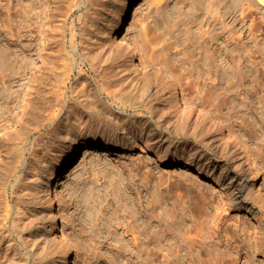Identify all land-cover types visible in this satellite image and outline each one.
Masks as SVG:
<instances>
[{
	"label": "rangeland",
	"instance_id": "1",
	"mask_svg": "<svg viewBox=\"0 0 264 264\" xmlns=\"http://www.w3.org/2000/svg\"><path fill=\"white\" fill-rule=\"evenodd\" d=\"M28 1L0 0V50L9 52V61L3 59L4 54L0 58V161L13 156V167L23 159L31 164L26 163V167L17 171L18 175L11 177L10 202L3 203L6 198L0 196V230L3 228L4 234L9 232L4 226L6 222L11 229L17 228L15 235L19 238L15 243L10 232L3 238L0 259L1 255L7 258V253L13 256L14 249L20 248L29 254L30 260L25 262L40 264L52 252L60 250L61 233L52 228L50 216L54 207L61 210V229L69 238L71 264H264V5L253 6V20L252 16L247 21L240 19L236 34L240 43L239 47L235 43L238 50L234 51L226 47L229 32L220 35L219 42L210 43L211 50L199 51L201 47L192 38L201 25V18L196 15L201 10L195 11V0H140L123 28L136 53L169 72L179 90L193 97L199 106H206L234 130L258 165V176L254 178L246 166L238 165L224 140L218 146L207 141L213 132L203 135L208 125L206 120L195 111L185 121L170 114L161 103L162 93L150 72L140 65L131 67L122 59L115 23L126 0H86L81 6L77 3L81 0H36L31 2L32 7ZM207 17L202 18L207 20ZM249 22L254 23V29ZM72 23L76 24L74 32ZM248 37H251L249 45L245 47ZM203 54H210L216 61H210V57L206 60ZM24 61L30 65L22 68L20 64ZM126 71L131 72L129 77ZM134 76L147 81L149 90L139 87L132 80ZM122 85L129 86L123 89L131 94L142 96L141 106L120 109L127 96L117 99L118 103L108 99V91L120 92ZM94 88L103 91V100L113 103L109 107L114 121L100 111L99 116L93 117L81 104L80 101L92 100ZM57 113L58 118L50 120L49 116ZM106 119L110 124L119 120L123 149L85 148L63 174L58 195L50 201L48 168L75 136L102 132L104 123L109 124ZM133 120L138 125H133ZM139 120H143L142 132ZM161 137L167 140L158 148L155 141ZM21 147L26 149L24 154ZM17 149L21 150L20 154ZM160 151L167 152L169 159L159 160ZM182 152L185 157L180 155ZM9 161L1 163L10 164ZM159 175H164L163 179H158ZM15 177L20 178L16 181ZM18 186L25 190H18ZM166 186L177 192L179 197L174 198L183 206L186 216L184 223L174 221L180 231L174 236H163L158 242L153 233L156 229L163 231L164 224L162 221L157 225L158 215L157 218L153 215L163 208L166 210L164 205L168 203L155 200L151 192L156 188L163 192ZM237 192L242 193L239 199L234 198ZM18 193L21 197H17ZM21 198L28 201L21 202ZM40 204L43 205L39 207ZM145 208L157 211L148 209L150 213H147ZM10 209L12 214L7 213ZM18 214H23V218ZM203 214L208 217L204 218ZM3 217L8 220L4 221ZM14 221L20 223L18 227H14L17 226ZM199 221L206 230L203 233L208 232L206 243L201 247L197 242L194 247L189 242L190 249L183 242L181 232L187 230L190 237H198L196 231L202 230ZM24 223L29 227L25 228ZM19 231L28 236L24 240L26 244L29 239L30 243L40 242L39 247L29 251ZM5 247L9 251L3 254ZM193 247L195 255L191 253ZM215 250L222 258L214 262ZM41 254L45 256L43 260ZM13 261L16 264L18 259Z\"/></svg>",
	"mask_w": 264,
	"mask_h": 264
},
{
	"label": "bare ground",
	"instance_id": "2",
	"mask_svg": "<svg viewBox=\"0 0 264 264\" xmlns=\"http://www.w3.org/2000/svg\"><path fill=\"white\" fill-rule=\"evenodd\" d=\"M34 1H36V0H30V1H28V2H30V4L29 3H27V4H29L31 6V2H34ZM72 1H74V0H72ZM84 2H86V0H81L80 2H77V3H78L79 6H81V5L84 4ZM139 2H140V0H126L124 6L122 8V11L120 12L119 17H118V19H117V21L115 23V26H116L115 27V33H117L119 35L118 36V41H117V48H118V51H120L119 52L120 55L123 56L122 59L124 61L128 62L131 67H134V66L135 67H138V65H140V66L146 68L147 69V72H150V74L154 77V79L157 82L158 88L160 89V93H162L163 100L161 101V103L164 105V107H167V109H169L170 114H172L173 116H175L177 119H179L181 121H185V119L187 117L191 116L192 113H193V111H195L200 118H203L204 120H206L207 123H208V125H205L204 132H202L203 135L207 134L209 131L213 132V135H212L213 137L212 136H210L211 138L208 137L207 141L211 140L212 143H216L217 146H218V143L221 142L222 140H224L225 145H226V148H228V150L231 153H233L234 157L238 161V165L240 167H242L243 165L246 166L245 168L247 170H250L253 173L254 178H257V176H258V171H257L258 165L255 162L254 158L251 156V153L248 150L247 146L241 142V140L239 139L238 135L234 132V130L230 126H227L225 124L224 120H222L216 114H214L213 112H211V110H209L206 106H204V105H200L199 106V103L193 97L189 96L183 90H179V88L177 86V83L175 82V79L172 77V75L169 72L163 70L157 63H155V62L147 59L146 57H144V55H139L133 49V47L131 45L130 38L126 34L125 30H123V28L125 27V23H127V22H129L131 20V17L133 16V13H134L135 9L138 7ZM33 4H36V3H33ZM256 4H258V6L261 7V6L264 5V0H195V5H194L195 11L201 10V13L196 12V15H198V17L200 16L199 19L201 18L200 21H199L201 25L199 26V29L197 27L198 30L195 29V30H197L196 32H194L195 33L194 34L195 36L194 37H192L191 35L190 36L193 39L195 38L193 41L198 46V48L201 47V50L199 49V51L202 52L203 49L206 51V49L209 48L210 43H213V42L217 43V42H219L220 41V38L222 37V36L220 37V35L225 34L227 32H229V34H228V38H226V39H228L227 46L226 47H229L231 51H234L235 50V48L237 46L235 43H237L238 44V47H239V43L240 42L238 43L239 40L238 41L236 40V36H237L236 34H237L238 30H239L240 19H242L244 21H247L248 19L251 18V16L253 17L254 16V14H253L254 13L253 6H255ZM31 7L29 9H31ZM256 7H257V5H256ZM27 9L25 11H28L29 12L30 10H27ZM200 14H202V15H200ZM201 16L202 17L205 16V18L208 16L207 17V20H205V18H202ZM195 17H197V16H195ZM199 19L196 18V20H199ZM253 19H254V17L252 18V20ZM252 23H250V24H252ZM196 24L198 25V21L196 22ZM250 24H248V25H250ZM244 25H247V22H246V24H243V26ZM72 26H73V23H72ZM251 26L252 27H250V28L252 29L253 26H254V23ZM244 27H246V26H244ZM248 28H249V26H248ZM75 29H76V24L72 27V32L76 31ZM249 29H248V35H249ZM251 34H253V31H252ZM192 35H193V33H192ZM112 36H115V34H113ZM109 37L110 36L108 35V38ZM250 38L251 37H248L247 40L245 39L246 40L244 42V44H245L244 46L245 47L249 45L248 44V39H250ZM225 40H224V42H225ZM242 41H244V40H242ZM240 46H241V44H240ZM236 50H238V48H236ZM205 51L202 52V53H206ZM3 54H4L3 59L5 61H6V59H7V61H9L8 60V57H9L8 54H9V52L7 51V52L4 53V50L2 49V50H0V58H1V56ZM203 55L201 56V58H203L204 56H205V59H206V57L207 58L210 57V54H208L209 56H207V55H204L203 56ZM211 57L209 58L210 61L215 60V59H213ZM214 58H216V57H214ZM197 61H198V59H197ZM200 61H203V60L200 59ZM212 63L213 62H211V63L209 62L210 66L213 65ZM8 64H11V63L8 62ZM29 65H30L29 64V61H27V62L24 61L23 63L21 62L20 67L25 68V67H27ZM130 74H131V72L126 71V77H129ZM134 79L139 83V87L146 88L147 90H149L150 84L147 81H144L143 78L138 79L137 76H134V77H132V80H134ZM117 81H115V82H117ZM123 87H125L126 89H128L129 86H123L122 85L120 92L114 91V92L111 93V91H108L109 92V93H107L108 94L107 95L108 99H111L113 102H115V101L117 102V99L121 98L122 96H127L128 100H123L121 102V105H119L120 109L121 108L122 109H129V106H133V107H138L139 105L141 106V103H142L141 100L142 99H140V98L142 96L140 95V97H139L138 94H134L133 95V94H131V92L129 90H126V89L124 90ZM133 87L135 88V86H133ZM94 90H95V88L93 89V92L91 94V98H92L91 101H89L88 103H85V102L79 100L80 102H82L81 104L85 108L86 112L88 114L95 115L93 117H96L98 115L99 111L100 112H104V115L107 116L106 118L109 117V120L110 121H114L113 117H111L112 108H110L111 107L110 105H112L113 103L112 102L109 103L108 101L103 100V98L101 96V93H103V91H100V90H95L94 91ZM160 97L161 96H159L157 98L159 99ZM170 103H173V104L170 105ZM180 105H181V107H180ZM112 107H113V105H112ZM34 113H36V111ZM53 114H51V116H49V117H50V120H52L51 117H53V120L55 121L58 118V113L56 115H53ZM123 116H124V114H123ZM130 118L131 117H129L128 119H130ZM106 120H108V119H106ZM109 120H108L109 124L106 122L107 123V126H106V123H104L105 124V127L104 128L102 127L103 130L100 133H97V134L91 135V136H81V135L75 136L72 139V141L66 146V149L63 152V154L60 155L59 157H57L54 160L52 166L50 168H48L49 169V173H48V181H47V183H48V195H49V198L51 199L50 201L53 202L54 198L58 195V189H59L58 187H59V183H60V181H61V179L63 177V174L65 172H67L68 169L81 157V155L83 153V150L85 148L92 147L95 150H98V149H103V150H120V149H123L121 141L123 140L124 136H122V134H121V132L119 130L121 128V124H119L117 122L119 120L116 121L118 124L116 122L115 123L113 122V123L110 124V121ZM136 122L134 121L133 122V125L136 126V124H137ZM104 124H102V125H104ZM142 128H143V120L142 121L139 120V131L142 132ZM141 132L139 133V139H142L143 138V135L141 134ZM20 134L18 135V137L22 136ZM154 134L156 135V133H154ZM12 135H10V136H12ZM9 139H10V137H9ZM11 139H14V138L12 137ZM166 140L167 139H163V137L158 138L155 141L157 143L158 148H161V146H163L166 143ZM209 143H210V141H209ZM212 145H214V144H212ZM23 147H21V148H23ZM13 149L15 150L16 148H13ZM19 149H17L18 153L21 151V150L19 151ZM23 149H22V151H23L22 154H24V151L26 150V149H24V150ZM184 153L182 152L180 155H183V157H185ZM9 155H8V157H10ZM11 155H14V153H12ZM15 155H16V153H15ZM158 155H159V160H162L163 161V160H168L169 159V157L167 155V152H164V151L161 152L160 151ZM19 157H17L18 158L17 160H20ZM12 158H13V156H12ZM11 159L9 158L8 160H10L9 162H11L10 164L12 166L9 163H6V162L4 163V165L2 164L4 160L8 161L7 160V157L4 158L3 161L2 160L0 161V163L2 162L1 163L2 164L1 166L2 167L1 168H3L2 169V172H1V169H0V192H1L0 196L3 197L2 196V194H3L5 196V198H6L5 199L6 201H3V203L4 202H10V200H11V195H12V194H10V190L11 189L9 190L10 185L12 187L11 177L14 176L17 173V171H19V169L21 167L23 168L26 165V163H27L26 162L27 160L23 159L22 161H17V162H20L21 164L20 163L18 164L16 162L18 165L15 163V167H13V165H14V164H12L13 159L12 160ZM37 162H39V161H37ZM27 164H30V163H27ZM30 166H31V164H30ZM150 169H151V166H150ZM153 169H155V168L152 167V170ZM152 170H151V172H153ZM149 174L150 173H148L147 177H149ZM17 175H18V173H17ZM144 176H146V175H144ZM158 177H159L158 179H163L164 175H162V177H161V175H159ZM18 178H20V177H18ZM18 178L15 177L14 179H16V181H17ZM145 180L148 181V178L145 177ZM157 180H155V181L158 182ZM20 181H21V179H20ZM166 181L167 180L165 179L163 182L165 183ZM156 182L154 183L155 186H158L159 187V185L156 184ZM16 184L18 185V183H16ZM20 184L21 183H19V185ZM163 184H161V186ZM22 185H24V184H22ZM37 185H38V183H37ZM13 186H14V184H13ZM18 188H20L18 190H22L21 188H24V187L18 186ZM166 188H167V186H166ZM170 188H171V186H170ZM34 189H37V188H34ZM154 189H153V191H154ZM158 189L156 188V191H160L159 193H155L156 191L154 193L151 192V194H155L154 195L155 200L158 199V200H160L164 204H166L164 201H166L168 203V204L164 205V207L165 206L167 207V208L165 207L166 210H163L164 209L163 208L162 211H160L159 214H158L159 211L156 210L157 211L156 215H153V217L154 216L156 217L158 215V224L157 225H161L162 221H163V224H164L163 225L164 227H162L163 231L162 230L159 231V230L156 229L154 231V233H153V236L155 237V239L158 242H161L162 239H163V236H166V237H170V235L171 236H174L175 233H177L178 231H180L178 225H176V223L174 221H179V222L184 223L185 222L184 220H185V216H186L185 215L186 214V211L183 209V206L181 205L182 206V208H181L179 206L180 204L176 201V198L179 197V195L177 194L176 191H170L172 188L170 190H168V188H167L168 191L165 189L167 192H164L165 190L163 192H161L163 189H161V188H160L161 190L160 189L158 190ZM262 189L264 190V185L262 186ZM24 190H22V191H24ZM33 190H31V191H33ZM139 190H141V189H139ZM30 193H31V196H32V192H30ZM18 194L20 195L21 193H18ZM33 194H34V192H33ZM22 196H23V194H22ZM180 196H181V193H180ZM241 196H242V193L241 192H237L235 194V197L234 198L235 199H239V198H241ZM17 197H21V195L20 196H17ZM17 197H16V194H15V198H17ZM174 197H176V198H174ZM24 198H26L25 195H24ZM152 198H153V196H152ZM171 198H172V201L170 200ZM3 199H4V197H3ZM0 200H2V199H0ZM23 200L21 198V202H23ZM31 200H29V201H31ZM35 200H36V198H35ZM139 200H143V199L140 198ZM155 200L153 198V201H155ZM24 201L26 202V201H28V199L27 200L25 199ZM160 201L158 202L159 203V206H160ZM31 202H33V201H31ZM52 202H51V204H52ZM147 202H149V204H150V201H147ZM183 202H184V204H186L185 201H182V203ZM142 203H144V202H142ZM43 204H40L39 207H41ZM141 204H139V205H141ZM142 207L144 208L145 206H142ZM161 207H162V205H161ZM9 208H11V206ZM140 208H141V206H140ZM140 208H139V212H140ZM149 208H147V209L145 208L146 211H147V213L149 212L148 211ZM155 208H157V207H155ZM52 209H54L53 212H52V214L50 215L51 218H52V228L60 231V233H61V245L62 246H61V249L60 250L57 249L54 252H52L51 256L48 257V258H46V260H44L40 264H71V257H72V255H71V247H70V244H69V238H68V235H67L66 231L64 229H61V226H62V224H61V218H60L61 217V212H60L61 210H59L57 208H54V207H52ZM151 209H149V210H151ZM189 210H191V209H189ZM10 211H11V209L7 213H10ZM18 211L21 212L22 210L19 209ZM151 211H155V210L153 209ZM20 212H18V213L20 214ZM155 212H154V214H155ZM192 212H194V211H192ZM147 213H146V215H147ZM10 214H12V213H10ZM19 214L17 215L18 217L21 216V215L19 216ZM8 215L9 214H7L6 216H8ZM207 215L208 214H205V215L203 214V217L204 216L205 217H208ZM22 216H23V214H22ZM22 216H21V218H23ZM139 218H141V217H139ZM199 219H201V216L199 217ZM7 220H8V217H6V220L4 218V221H7ZM19 221H21V220H19ZM202 221H204V220H202ZM202 223L201 222L199 223L201 229L204 226L203 225L201 227ZM1 224H3V223H1ZM18 224H20V223L19 222L16 223L14 221V225H17V226H14V225L13 226L14 227H18ZM5 225H6L7 231L10 232V233L9 232L8 233L11 234L10 237H12V238H10V237L9 238L12 239V240H14L15 243H18L19 238L16 237V235H15V231L17 230V228L16 229L15 228L11 229V227H9V224H7L6 222H5L4 226ZM24 225H25V223H24ZM27 225H25V228L26 227H29ZM21 226H22V224H21ZM38 226H40V225H38ZM0 227H2V226L0 225ZM197 227H199V226H197ZM25 228L23 227L24 230H25ZM6 229H5V231H6ZM23 229H20V230H23ZM36 230L38 231V229H36ZM204 231H206V230H203L202 229V230L196 231L197 232L196 234H197L198 237H194V236L190 237V233L187 230H183L181 232L182 240H183V242H185L186 245H187V243L189 245V242H190V244L193 243V244H191L193 246L196 245L197 242H200V244H201L200 246L202 247V246L205 245V243H206V237L208 235V232H206V234H207L206 235L205 233H203ZM19 232H22V231H19ZM4 233H6V232H4V229L1 228V230H0V242L3 240V238L9 236L8 233L7 234H4ZM22 233L19 234V235L21 236ZM148 233H147V236L150 235V233L149 234ZM22 236H24V233H23ZM38 236L37 237L36 236L34 237V238H37V239H35L37 241H39L38 240V238H39ZM27 237L24 236L22 238V240L24 241L25 238H27ZM20 239H21V237H20ZM12 240H9V241H12ZM28 240L29 239H27L28 244H26L25 241L23 242V243H25V245H27L25 247H27L29 249V251H31V250L32 251H35V248H38L39 247L38 245L40 244V242H39V244H37L36 241L33 242V240L30 239L32 241L30 243V241H28ZM14 242H12V243H14ZM12 243H11V245H12ZM29 244L32 245L31 249L28 246ZM191 245H189V248L191 247ZM12 247L14 249V246H12ZM194 247H196V246H194ZM194 247H193V251H194ZM2 249H3V247L1 248L0 251H2ZM19 249L20 248H16V249H14L15 251L12 250V252L14 251L12 253L13 256H10L11 253H7V250L9 251V249L6 250V247H5L4 252H5V250H6V252L5 253L1 252V254L2 253L3 254H6L7 253V255H6L7 258H5L4 255H1L3 257L0 259V264H13L14 263L13 260H15V259L16 260L18 259V261H19V262L18 261H15L16 264L17 263H20V262L22 264H24L23 262H25V261H27L29 259V254L24 253V252L20 251ZM190 249H192V248H190ZM24 250H25V248H24ZM37 250H36V252H37ZM171 250H169V251H171ZM26 251H28V250H26ZM188 251H189V249H188ZM193 251L191 253L192 254L194 253L193 255H195V251L194 252ZM198 251L201 252V249L198 250ZM212 251H213V249H212ZM215 251H216L217 254H214L215 256H213L214 257V262H215V260L217 261V260H220V258H222L220 256L219 251H217V250H215ZM14 253H15V255H14ZM229 253L233 254L232 252H229ZM34 254H35V252H34ZM192 254H191V256H192ZM231 254H229V255H231ZM37 255L36 256L38 258L39 257V254H37ZM40 256H41V258L42 257H45L43 254H41ZM189 256H190V253H189ZM227 256H228V253H227ZM13 257L15 259H13ZM213 257H212V259H213ZM43 259L44 258H42V260ZM38 261H39V258H38ZM27 262H25V263L28 264Z\"/></svg>",
	"mask_w": 264,
	"mask_h": 264
}]
</instances>
